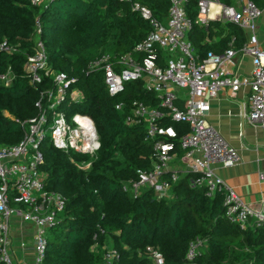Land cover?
Segmentation results:
<instances>
[{
    "label": "trees",
    "instance_id": "1",
    "mask_svg": "<svg viewBox=\"0 0 264 264\" xmlns=\"http://www.w3.org/2000/svg\"><path fill=\"white\" fill-rule=\"evenodd\" d=\"M250 1L263 8L264 0ZM134 2L149 8L161 23L166 21V0H54L45 9L29 0H0V42L17 48L12 54L0 51V74L9 69L12 77L9 86L0 82V146L21 140V123L38 114L35 102L40 93L52 89L50 76L33 88L23 72L26 56L33 52L36 21L49 70L72 79L70 89L83 95L80 102L65 101L61 110L66 117L88 116L99 138L92 159L67 154L48 137L38 146L47 174L45 189L65 201L59 223L49 230L43 264H101L103 245L117 251V264H150L147 247L157 251L164 264H183L188 245L196 238L205 244L194 264H264V227L243 231L229 223L222 194L208 197L204 187H191L195 175L180 174L170 199L158 200L149 189L137 197L121 190L123 182L137 179L136 170L149 168L152 156L145 125L127 126L124 116L133 101L149 107H158L159 101L144 90L142 80L129 81L110 96L103 74L88 72L87 65L104 53L116 57L130 52L149 33L148 21L132 11ZM219 2L233 4V0ZM186 13L193 21L187 40L197 62L209 53L219 55L229 47L238 50L246 43V33L231 23L195 24V0H188ZM162 124L172 126L177 138L188 131L187 124L168 118ZM172 142L180 158L178 139ZM70 158L91 164L80 170Z\"/></svg>",
    "mask_w": 264,
    "mask_h": 264
},
{
    "label": "built area",
    "instance_id": "2",
    "mask_svg": "<svg viewBox=\"0 0 264 264\" xmlns=\"http://www.w3.org/2000/svg\"><path fill=\"white\" fill-rule=\"evenodd\" d=\"M54 0H29L32 6L45 9ZM131 1V0H121ZM167 17L161 23L153 17L149 8L134 2L132 11L148 21L150 31L130 52L120 56L104 53L92 59L88 72H101L103 83L110 96L122 91L129 81L142 80L146 92L159 101L158 107H149L133 101L124 116L127 126L145 125V140L151 144L152 156L148 169L136 170L137 179L122 183L124 193L137 197L144 189L152 191L156 199L172 198L171 188L180 174H193L191 187H204L205 195L213 197L221 193L224 216L240 230L264 227V207L255 209L244 204L224 180L214 173V166L231 167L240 157L237 149L229 145L207 124V104L203 97H215L220 90L229 91L232 99L242 88L248 89V110L241 117L254 126L264 128V48H260L255 36L256 22L264 14L250 0H236L224 5L219 0H195V24L206 26L210 21L231 23L248 33V40L236 50L231 47L219 55L209 53L201 62L187 40L193 21L186 13L188 0H166ZM214 6V7H213ZM33 37V52L26 56L23 72L33 88L45 76H50L52 89L42 91L35 102L38 114L21 123L23 135L13 145L0 146V264H43L47 248V232L60 221L64 198L55 191L45 189L47 174L42 170L44 159L38 146L46 137L51 144L67 154L76 153L92 159L99 149V138L93 121L88 116L74 114L71 127L61 105L65 101L80 102L83 95L70 89L73 83L63 73L49 70L43 45L39 38L38 21ZM264 29V22H263ZM0 51L12 54L15 46L0 42ZM252 59V71L248 77H240L228 71L235 58ZM12 77L9 69L0 74V82L9 86ZM180 103L181 107L177 106ZM121 109V105L116 107ZM185 123L188 131L177 138L172 126L162 121ZM173 139L183 155L178 158ZM179 159V167H171ZM77 169L85 170L90 162L74 160ZM264 179V172L259 174ZM13 219L32 227L30 246L32 258L20 263L16 248L24 250V240L15 242L11 232ZM205 240L196 238L188 245L183 264H194ZM92 250H97L96 246ZM101 264H117L118 253L103 245L100 249ZM150 264H164L162 256L151 247L145 250Z\"/></svg>",
    "mask_w": 264,
    "mask_h": 264
},
{
    "label": "crops",
    "instance_id": "3",
    "mask_svg": "<svg viewBox=\"0 0 264 264\" xmlns=\"http://www.w3.org/2000/svg\"><path fill=\"white\" fill-rule=\"evenodd\" d=\"M236 0H233V4ZM264 14L256 22L255 36L260 48H264ZM246 41L248 40V33ZM228 71L240 77H248L252 71V59L248 56L238 57L227 66ZM207 104L206 121L219 135L239 153V161L231 167L214 166V173L222 178L239 199L255 209L264 207V179L259 174L264 172V128L251 125L241 117L248 110V89L242 87L234 98L229 91L220 90L215 97L205 95ZM177 159L172 166L180 168ZM11 232L15 242L24 240V250L16 248L15 256L20 263H29L32 258L30 236L32 227L13 219Z\"/></svg>",
    "mask_w": 264,
    "mask_h": 264
},
{
    "label": "rangeland",
    "instance_id": "4",
    "mask_svg": "<svg viewBox=\"0 0 264 264\" xmlns=\"http://www.w3.org/2000/svg\"><path fill=\"white\" fill-rule=\"evenodd\" d=\"M71 117H72V115L67 116V117H66V120H67L68 124H69L71 127H74V124H73L72 121H71ZM47 234H49V231L47 232Z\"/></svg>",
    "mask_w": 264,
    "mask_h": 264
},
{
    "label": "bare ground",
    "instance_id": "5",
    "mask_svg": "<svg viewBox=\"0 0 264 264\" xmlns=\"http://www.w3.org/2000/svg\"><path fill=\"white\" fill-rule=\"evenodd\" d=\"M214 7V6H213Z\"/></svg>",
    "mask_w": 264,
    "mask_h": 264
}]
</instances>
